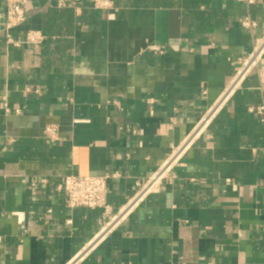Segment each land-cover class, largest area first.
Here are the masks:
<instances>
[{
	"label": "crops",
	"instance_id": "0c3cea01",
	"mask_svg": "<svg viewBox=\"0 0 264 264\" xmlns=\"http://www.w3.org/2000/svg\"><path fill=\"white\" fill-rule=\"evenodd\" d=\"M73 1L26 0L13 38H46L16 45L0 0V264H264V54L225 95L264 0ZM168 166L98 240L111 216L57 190L109 175L114 216Z\"/></svg>",
	"mask_w": 264,
	"mask_h": 264
},
{
	"label": "built area",
	"instance_id": "2783aa9c",
	"mask_svg": "<svg viewBox=\"0 0 264 264\" xmlns=\"http://www.w3.org/2000/svg\"><path fill=\"white\" fill-rule=\"evenodd\" d=\"M6 12H5V23L4 30L6 32L7 42L13 43L16 45L27 44L34 45L40 44L45 41L46 36L40 31H28L25 34V40L22 42L16 41L11 32L15 28L20 27L27 21V9L25 3L26 0H7ZM80 0H74L72 3V8H75ZM240 2L246 3L248 6L254 5L255 0H239ZM65 6V5H62ZM93 7L95 9H105L112 10L114 9V2L112 0H93ZM243 27L245 29L254 31L259 27V23L257 20L252 19L250 16H247L242 21ZM151 51H157L160 53L164 52V47L158 46L155 44H151L148 47ZM264 54V38L261 42L254 48V51L251 57L244 62V67L239 71L236 79L234 80V84H232L225 94L228 96L232 93L236 87L240 84L241 80L244 76L250 72L252 68L257 66L259 60ZM209 114L205 117L201 123V126H206V124L210 121ZM45 134L49 139H56L58 135V129L56 126H48L45 130ZM181 148L175 149V154L179 153ZM172 161V160H171ZM169 161L168 164L171 162ZM169 166L165 169H162L160 172L156 174L152 179H150L144 186L141 187L140 192L134 195L129 202L123 207L120 213L116 215H112L111 207L108 204V179L109 175L106 176H67L64 182L58 186L57 190L62 193L65 197V203L70 208H93V209H101L104 211L105 216H111L110 222L107 223L106 227L97 235L95 240L102 238V235L109 232L115 225L119 224L122 219H124L131 211L140 203V201L147 195V193L153 191L162 178L164 177L166 171ZM176 264H185V263H176Z\"/></svg>",
	"mask_w": 264,
	"mask_h": 264
},
{
	"label": "trees",
	"instance_id": "16d2710c",
	"mask_svg": "<svg viewBox=\"0 0 264 264\" xmlns=\"http://www.w3.org/2000/svg\"><path fill=\"white\" fill-rule=\"evenodd\" d=\"M57 14H58V12H57V11H54V12H53V18H52V19H54V20H55V19H56V17H57ZM46 31H47V30H46Z\"/></svg>",
	"mask_w": 264,
	"mask_h": 264
}]
</instances>
